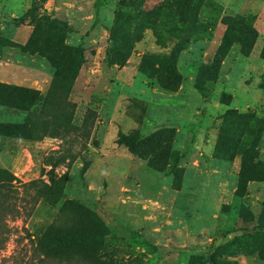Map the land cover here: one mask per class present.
Segmentation results:
<instances>
[{"label": "rangeland", "instance_id": "rangeland-1", "mask_svg": "<svg viewBox=\"0 0 264 264\" xmlns=\"http://www.w3.org/2000/svg\"><path fill=\"white\" fill-rule=\"evenodd\" d=\"M0 35L13 41L0 80L43 95L55 73L48 51L81 60L73 126L13 145L20 194L25 182L48 181L59 149L55 170L67 178L55 206L11 198L6 264H58L42 262L27 236L45 224L86 231L95 214L111 228L101 249L109 264H188L218 250L264 264V180L241 176V154L229 158L222 144L253 146L264 160V0H0ZM145 54L171 58L177 82L151 63L143 71ZM26 114L0 106V121Z\"/></svg>", "mask_w": 264, "mask_h": 264}, {"label": "trees", "instance_id": "trees-1", "mask_svg": "<svg viewBox=\"0 0 264 264\" xmlns=\"http://www.w3.org/2000/svg\"><path fill=\"white\" fill-rule=\"evenodd\" d=\"M229 36L226 35L218 48L214 61L210 64L209 76L216 79L219 74L220 62L229 50L227 45ZM13 41L0 35V57L2 49L6 45H12ZM48 58L55 67L53 79L45 95L39 88L16 84L0 80V106L9 107L26 112L25 119L21 122L0 121V135L27 140H38L46 135L57 137L60 135V127L67 129L73 126L75 118V105L70 100L73 84L79 75L80 62L75 55L68 50L56 49L47 52ZM153 61V62H152ZM161 69L162 78L166 82L176 83L178 72L171 63V58L159 54H145L142 61V70L147 71L151 64ZM157 64V65H156ZM201 89V84H199ZM40 106L36 111V106ZM126 139L127 135H123ZM222 144L227 148L226 155L234 158L241 154V176L249 179L264 180V160L258 159V152L253 146L235 147L228 140ZM50 162L48 181L43 179H32L23 184V192L13 183L14 174L8 168H0V251L9 238L11 227L8 224L13 212L11 198L24 199L28 194L35 201L42 199V203L55 206L63 196L67 174L56 172V166L65 160L62 151ZM85 168V166H84ZM83 168V170H84ZM173 187L181 188V174L176 170ZM264 233V230H262ZM111 233L110 226L97 214L86 231L72 229L53 230L49 224H45L36 234H29L27 238L32 242L34 254L38 255L42 262L54 261L58 264H109L103 260L102 246ZM237 240H230L229 244L235 245ZM254 253L253 250L246 254ZM264 254V248L262 249ZM232 254V256H234ZM4 258L0 257V264H6ZM188 264H241L235 257H222L219 250L211 255L191 254Z\"/></svg>", "mask_w": 264, "mask_h": 264}, {"label": "crops", "instance_id": "crops-1", "mask_svg": "<svg viewBox=\"0 0 264 264\" xmlns=\"http://www.w3.org/2000/svg\"><path fill=\"white\" fill-rule=\"evenodd\" d=\"M0 167L10 168L14 163L17 150L13 145L15 141L22 140L14 137L0 135ZM256 258L245 256L242 258V264H258Z\"/></svg>", "mask_w": 264, "mask_h": 264}]
</instances>
